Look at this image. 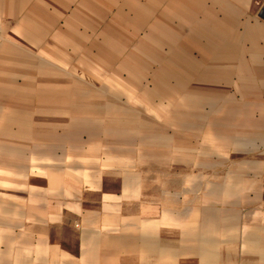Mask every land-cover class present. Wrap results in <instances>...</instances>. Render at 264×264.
<instances>
[{"label": "crops", "instance_id": "0c3cea01", "mask_svg": "<svg viewBox=\"0 0 264 264\" xmlns=\"http://www.w3.org/2000/svg\"><path fill=\"white\" fill-rule=\"evenodd\" d=\"M76 2L0 0V28L51 62L36 76L56 95L42 101L51 130L19 131L27 147L0 150V264H264V0H165L180 62L195 56L212 80L185 111L166 105L158 138L154 125L141 132L151 115L92 79L105 74L86 30L106 23ZM188 45L213 47L210 69ZM189 123L201 128L176 140L173 125Z\"/></svg>", "mask_w": 264, "mask_h": 264}, {"label": "rangeland", "instance_id": "374dc122", "mask_svg": "<svg viewBox=\"0 0 264 264\" xmlns=\"http://www.w3.org/2000/svg\"><path fill=\"white\" fill-rule=\"evenodd\" d=\"M164 4L165 0H108V8H104V4L100 8L95 0H84L83 5L75 3L78 8L92 7L90 12L85 13L90 21L106 23L101 28L86 30V34L90 36L89 43L92 44L87 42L88 45H85L78 34L75 36L77 46L84 44L86 50L88 46L91 47L90 54L93 64H96L95 69L104 70V77L94 76L92 79L97 84L103 80L110 89L117 90L116 93L108 94L111 101H116L118 98L115 95H120L123 101H131L129 103L135 110H138V106L139 110L151 115L154 124L145 120L146 124L140 128L144 132L148 124L154 125L156 138L166 128L164 114L169 108L166 105H174L170 111H185L186 108L179 109V105L183 104L181 100L195 97V92H192L195 86L202 81L208 84L212 80L210 76H199L201 73L196 70L195 56H189L188 61L180 62V46L174 45V33L169 31L178 14H167ZM166 16L168 19L172 17V23L168 22V30L164 24ZM0 24H3V20ZM15 32L0 28V150L20 151L21 143L26 148L27 141L19 140V131H27L33 135L51 130V126H48L51 118L42 114V110H47L42 108V101L50 103L56 95L52 92H40L42 86L52 83L51 76H36L43 65L47 68L44 71L50 73L51 69L48 67H51V62L30 59L32 56L21 50L14 41ZM212 48L211 45H188V53L201 55L204 50L208 54L205 65H200L198 69L211 68ZM30 65L33 66L32 69ZM185 68L189 74L188 93L180 90V86H185L180 70ZM211 85L213 84L210 83ZM173 116L177 120L181 118ZM184 119L188 120L186 117ZM179 127L180 125L172 127V135H176L175 139L179 141L185 136L186 139L194 137L201 128L200 125L190 123L183 124L182 131ZM208 127L203 125L205 132ZM34 143L29 140V148L35 149Z\"/></svg>", "mask_w": 264, "mask_h": 264}, {"label": "water", "instance_id": "95a60500", "mask_svg": "<svg viewBox=\"0 0 264 264\" xmlns=\"http://www.w3.org/2000/svg\"><path fill=\"white\" fill-rule=\"evenodd\" d=\"M261 15L264 17V7H263V10L261 12Z\"/></svg>", "mask_w": 264, "mask_h": 264}]
</instances>
